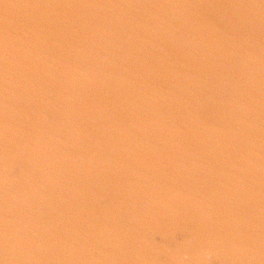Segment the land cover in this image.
<instances>
[{
	"label": "water",
	"instance_id": "95a60500",
	"mask_svg": "<svg viewBox=\"0 0 264 264\" xmlns=\"http://www.w3.org/2000/svg\"><path fill=\"white\" fill-rule=\"evenodd\" d=\"M0 264H264V0H0Z\"/></svg>",
	"mask_w": 264,
	"mask_h": 264
}]
</instances>
